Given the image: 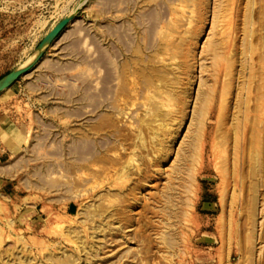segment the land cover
<instances>
[{"label":"rangeland","instance_id":"374dc122","mask_svg":"<svg viewBox=\"0 0 264 264\" xmlns=\"http://www.w3.org/2000/svg\"><path fill=\"white\" fill-rule=\"evenodd\" d=\"M219 1L0 0V79L84 5L0 92L26 130L0 264H264V0Z\"/></svg>","mask_w":264,"mask_h":264},{"label":"crops","instance_id":"0c3cea01","mask_svg":"<svg viewBox=\"0 0 264 264\" xmlns=\"http://www.w3.org/2000/svg\"><path fill=\"white\" fill-rule=\"evenodd\" d=\"M25 140V127L17 123L16 115L0 112V192L10 184L12 188L16 185L23 187L20 182L16 184L10 181L16 180L24 170L22 154Z\"/></svg>","mask_w":264,"mask_h":264},{"label":"bare ground","instance_id":"6f19581e","mask_svg":"<svg viewBox=\"0 0 264 264\" xmlns=\"http://www.w3.org/2000/svg\"><path fill=\"white\" fill-rule=\"evenodd\" d=\"M221 1V0H220ZM219 1V2H220ZM218 2V3H219ZM84 3V2H83ZM223 3V2H222ZM216 4V3H215ZM84 6V5H83ZM218 6V5H217ZM216 6V7H217ZM216 11V10H215ZM214 12V11H213ZM221 12V11H220ZM225 11H223V13H224ZM225 14V13H224ZM211 15V14H210ZM215 16L216 15H214V18H215ZM212 17V16H211ZM216 19V18H215ZM213 23V19H212V22H211V24ZM212 27V26H211ZM213 29V28H212ZM223 31V30H222ZM222 34V33H221ZM216 41V40H215ZM214 41V42H215ZM223 41V40H222ZM217 42V41H216ZM220 42V41H219ZM209 43V42H208ZM213 43V42H212ZM210 45H212L211 44V42H210ZM209 46V45H208ZM208 46H207V48H208ZM221 46V45H220ZM163 47V46H162ZM205 50H206V48H205ZM220 51V50H219ZM218 51V52H219ZM208 53H210V52H208ZM212 54V53H211ZM210 54V55H211ZM214 55V54H213ZM212 55V56H213ZM34 55L32 54L31 56H30V58L31 59H29V62L28 63H24L25 65L24 66H26V65H29L30 63H32L33 61H34V57H33ZM33 57V58H32ZM138 58V57H137ZM212 58V57H211ZM214 59V58H213ZM133 61V60H132ZM138 61V60H137ZM141 61V60H140ZM150 61V60H149ZM126 62V61H125ZM146 62V61H145ZM200 62V61H199ZM204 64V63H203ZM167 65V67L168 66H171L170 65V63H167L166 64ZM23 65L21 66V67H24ZM202 66H204V65H202ZM162 68L164 69L165 67L164 66H161L160 68L159 67H153V66H151V67H142V66H140V67H138L137 68V70H136V73H137V75L139 76V78H141V83L143 84V85H151V86H154V88H155V86L156 87H158L157 86V81H160V82H163L165 85H166V87H168L169 89H170V91H173L174 90V87H172V85H170V84H167V79H165L166 78V76L163 74L164 72H163V70H162ZM168 69H170L171 70V68H168ZM203 70V69H202ZM205 71V70H204ZM124 74V73H123ZM166 74V73H165ZM169 74V73H168ZM123 77V76H122ZM169 79V78H168ZM202 79V78H201ZM201 81V80H200ZM204 83V82H203ZM144 86V87H145ZM226 87V86H225ZM160 88V87H159ZM208 88V87H207ZM9 89V87L8 88H5L4 90H2V91H5V90H8ZM142 89V88H141ZM143 89H145V88H143ZM147 89V88H146ZM156 89H158V88H156ZM123 90V89H122ZM143 91V90H142ZM164 91V90H163ZM208 91V90H207ZM166 92V91H165ZM209 92H210V90H209ZM208 92V93H209ZM173 93V92H172ZM183 92L181 91L180 93H178V95H181ZM208 93H205L204 91H201L200 89H199V91H197V94H196V97H195V101H197V106H196V109H193V111H192V117H195L196 119H198V120H200L201 121V119H202V116H203V111H201V109H200V107H201V105H202V103H203V101H204V99H206V97L209 95ZM156 94H158V92L156 93ZM155 94V95H156ZM159 96H160V94H158ZM206 95V96H205ZM161 97V96H160ZM181 97H182V95H181ZM183 98V97H182ZM143 99V98H142ZM169 99H171V98H169ZM150 100V99H149ZM149 103H151V102H149ZM155 107H156V104H155ZM154 107V108H155ZM159 106L157 107V109L155 108V109H152V117H154L153 118V120L154 121H157V119H155L156 117H159V118H162L163 116H167L168 114H164V113H160V111H159ZM158 125H160V124H158ZM192 141H189V145L191 146L192 144H193V142L191 143ZM188 145V144H187ZM189 146V147H190ZM183 163V162H182ZM189 187V186H188ZM186 188V187H185ZM52 217H55V215L53 216L52 214H50ZM226 237V236H225ZM226 244V243H225Z\"/></svg>","mask_w":264,"mask_h":264},{"label":"water","instance_id":"95a60500","mask_svg":"<svg viewBox=\"0 0 264 264\" xmlns=\"http://www.w3.org/2000/svg\"><path fill=\"white\" fill-rule=\"evenodd\" d=\"M83 4L78 5L73 11H71L67 16L60 19L41 39L38 45L33 51L34 61L29 65L21 68L14 69L13 71L6 74L2 79H0V92L5 88L10 87L19 77L28 73L33 67L34 63L37 61L39 56L42 54L44 49L58 36V34L77 16V14L82 10Z\"/></svg>","mask_w":264,"mask_h":264}]
</instances>
